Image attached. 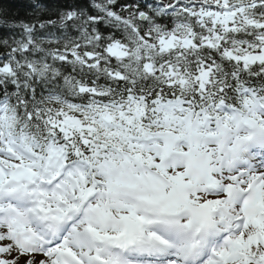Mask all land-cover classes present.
<instances>
[{
    "label": "snow or ice",
    "instance_id": "obj_1",
    "mask_svg": "<svg viewBox=\"0 0 264 264\" xmlns=\"http://www.w3.org/2000/svg\"><path fill=\"white\" fill-rule=\"evenodd\" d=\"M0 0V264H264V0Z\"/></svg>",
    "mask_w": 264,
    "mask_h": 264
},
{
    "label": "trees",
    "instance_id": "obj_2",
    "mask_svg": "<svg viewBox=\"0 0 264 264\" xmlns=\"http://www.w3.org/2000/svg\"><path fill=\"white\" fill-rule=\"evenodd\" d=\"M45 2L55 3L57 0H45ZM58 2L63 3L64 0H58ZM8 3L15 5V7L11 9L10 15L15 16L18 12L19 16L17 18H28V13L31 11L28 7L30 0H8Z\"/></svg>",
    "mask_w": 264,
    "mask_h": 264
}]
</instances>
